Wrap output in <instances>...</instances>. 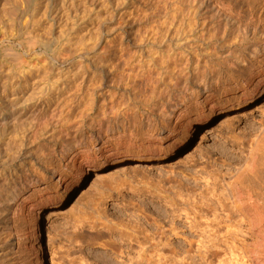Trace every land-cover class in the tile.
Wrapping results in <instances>:
<instances>
[{
  "label": "rangeland",
  "instance_id": "rangeland-1",
  "mask_svg": "<svg viewBox=\"0 0 264 264\" xmlns=\"http://www.w3.org/2000/svg\"><path fill=\"white\" fill-rule=\"evenodd\" d=\"M26 1L0 0V201L5 208L0 264H38L42 257L47 264H114L121 257L110 248L130 224L139 221L152 235L154 223L163 219L162 229H168L164 214L170 208L190 216L179 212L177 234L163 235L171 240L166 246L174 248L164 246L165 263L264 264V228L258 230L237 210L229 188L243 171L250 140L264 138V91L243 100L239 78L229 73L222 80L230 83L215 93L209 120L187 127L183 115L159 119L152 112L164 100V90L183 82L182 74L190 70L179 65L160 77L168 58L149 40L167 13L163 0ZM262 1L229 0L238 13L261 3V21ZM216 2L211 1L213 11ZM256 27L246 44L259 42L264 21ZM170 59V69L184 64ZM260 61L264 64V51ZM44 78L49 82L41 92L48 95L38 98L35 87ZM196 94L170 99L195 118ZM92 100L80 124L76 115ZM41 115L47 124L39 125ZM152 120L149 145L140 135L127 138ZM127 142L138 145L125 152ZM259 149L256 173L245 172L243 183L264 193V145ZM22 205L27 211L21 214ZM48 218L52 252L46 257ZM109 223L112 230L105 228Z\"/></svg>",
  "mask_w": 264,
  "mask_h": 264
},
{
  "label": "bare ground",
  "instance_id": "bare-ground-1",
  "mask_svg": "<svg viewBox=\"0 0 264 264\" xmlns=\"http://www.w3.org/2000/svg\"><path fill=\"white\" fill-rule=\"evenodd\" d=\"M29 1L30 0L26 1L27 4ZM163 1L165 4L164 6H167L166 7L167 13H163L165 15L163 16L159 32H156V33L153 32V34L151 33L152 31L150 32L152 34V36H151V39L149 41H150L151 45L156 44V45H158V47H160L159 52L161 53L163 51V53H161L162 58H168L167 60H164L165 62L163 61L164 64L165 63L168 64V62L172 61L170 59L172 56L174 57L173 62H175V61L176 62H182L183 61L184 64H181V63H179V64L176 63V65L173 64L171 69H170L171 65H169V64L164 65L163 64L162 69H161L162 73L160 74V77L162 78V77H165L167 75H172V73L175 72L174 69L176 67H179V65L182 66V68L186 67L187 69H190V70L186 75H184L185 73L182 74L184 76L182 78L183 82H181V80H178L179 82L177 81V84L175 83L176 85H174L175 86L174 88H171L172 87L171 86L170 88L168 87V88H166V90H164L167 94L165 96H163L165 98L163 101H161V105L158 108L156 107L157 110H154L156 112H152V113H155L154 115H158L159 119H160V116L164 118L166 116L173 117L174 115H176V116L183 115L182 116V117H184L183 122H186L183 125H187V127L190 124H192L193 122L200 123V122H205L206 120H209V118L212 116V112H214L216 109L215 103H214L215 93H216V91H218L220 89H224V87L230 83V80H226V81L222 80L225 78L226 74H229V73H233V74L237 75V77L239 78V79H236V82H237V86L240 90V93L243 96V100H245V101L252 100L257 95H259L262 91H264V64H260V62H261L260 56L262 55V52L264 51V35H263L264 33L262 32V35L259 33L261 35L259 42L252 43V44H249V43L246 44L244 42L245 39L249 38L248 37L249 31L251 32V30H252L254 32L255 29H258L256 26L258 24L261 26V22L264 21V20L261 21V16L258 15V11L260 9H262V7H263V6H261V3L258 4V7H253L250 5L249 7L251 9L248 7L249 8V10L247 9L249 11L248 13H246V11H247L246 9H245L244 13H240V12L238 13V11H236L235 7L233 6L234 4H231L229 2V0H219V1L217 0L218 5H216V6L217 7L219 6V7L217 8V10H215V8H214V11L212 9L213 5L211 4L212 0H190V1L186 2L187 7L185 8V10H184V6H185L184 2L186 0H179V1H175V2H169L168 0H163ZM215 2H216V0H215ZM181 5H183V6H181ZM238 10L240 11V9H238ZM235 12H237V13H235ZM28 17H30V16H28ZM150 24H152V23H150ZM162 25H164L163 28H162ZM24 26H26V25H24ZM149 28H151V27H149ZM156 50H158V49H156ZM165 52L167 53V55L165 54ZM153 55H155V54H153ZM153 55H152V58L154 60ZM164 55H165V57H164ZM40 56H41V54L39 52L38 53L36 52V56L34 58L37 59ZM157 60H159V59H157ZM170 64H172V63H170ZM186 68H184V69H186ZM181 69H180V71L178 69L180 74L182 71H184V70L181 71ZM185 71H187V70H185ZM45 78H44V83H43L44 85L43 84L38 85V86L36 85V87H35V90H36L35 93L38 95L37 96L38 98H40V97L43 98V96L48 95V93H46V92H41L44 90V86H47L48 82H49V81H46L47 79H49V77L46 80H45ZM137 79H139V78H137ZM164 79L165 78H163V80ZM181 83H183V84H181ZM169 84H171V83H169ZM170 90H172L171 93H170ZM188 91H190V94H193L194 92L197 93L196 97H194V99H193L196 103V111L194 114H196L197 116L195 118H193V116L191 118L188 115V113H185L184 107H182L181 104L176 102L177 100L182 98L184 93H186ZM150 94H151V92H150ZM171 96H173V97H171ZM170 98H176V101L174 100L175 103L170 104L171 102H174ZM92 103H93V100H92V102L89 101L86 105H83V107L81 106V110H82L81 114L79 113L80 115H78V114L76 115L79 118L78 117L76 118V116H75V118L77 119V121L80 124L86 122V118L90 114L88 112H89V110L91 111V104ZM151 111H153V110H151ZM43 115H41L42 118L37 119V121L38 122L44 121V123L47 124L46 121L44 120L47 118V116H43ZM50 115H53V113H51ZM77 121L75 120V122H77ZM94 121H95L94 122V124H95L97 120H94ZM40 122H39V125H40ZM152 123H153V120H152V122H146V124H147L146 128H143V130H141L140 132H138L139 130H136L137 133L129 132V134H126L128 136L127 138H129V139L131 138L130 140H134L136 138V140H137L138 136L140 135V137L138 139L143 140V142L145 144L149 145L150 142L146 137H147V134L149 132L153 131V129L151 128ZM198 123H194L195 126L198 125ZM90 125H92V124H90ZM126 133H127V131H126ZM231 138L235 139L234 136H232ZM247 141H248V139H247ZM249 143H250V149H249V154H248L249 157H247V159L241 165L242 168L244 167L242 169L243 171L241 173H239V175L237 174L238 176L235 178V180L233 182L232 181L229 182L230 183L229 188L231 191V196L234 199V202L238 205L237 210L242 212L243 215L248 216L252 220L251 222H252L253 226H255L258 230L259 229L261 230V228H264V193L257 192V190L255 191L253 186H250L249 184L248 185L244 184L243 180H244V176L247 175L246 174L247 172H249V171H250L249 173H251V171L254 172L255 167L258 166L257 165V162L259 160L258 159V149L260 148V146L264 145V138L256 139V140H250ZM239 144H243V146L245 145L244 142L239 143ZM137 145H138V143L136 144V143H132V142H129L128 144H123L124 151L127 152L129 150V148L137 147ZM102 151H104V149H102ZM125 152L123 153V155L125 154ZM230 162H232V161H230ZM238 167L240 169V166H238ZM254 173H256V172H254ZM247 176H246V178H247ZM252 179H253V177H252ZM14 185H16V182ZM1 187L3 189V186H1ZM12 187H14V186H12ZM15 188H16V186H15ZM169 202H171V199L169 200ZM2 203L0 201V218H1V214H2L1 212L4 208V206H2ZM12 203L16 204L15 201H13ZM173 204H175V203H173ZM171 207H172V204H171ZM169 210H170L169 214H164V215H167L166 217L170 221V224H169L167 221L168 219L166 220L167 223L169 224L167 226L168 229H162L163 228L162 223H164V221H162L163 219H160L161 223L159 221H156V223L153 222L154 223L153 226H154L155 230H153L152 233L150 232L152 235H149V233L147 235L146 234L147 232L145 233V231H146V229H144L145 225L142 224L144 226L142 228V225L140 226L141 223L140 224L138 223L139 221L137 220V216H136V220L138 221L137 222L138 225H136L137 223L136 224L132 223L133 225L130 224L129 230H131V232H129V230H128L127 232L124 233V234H126L125 236L122 234V232H120L121 235H123L120 238V240H118L115 243L112 241L114 246H111L113 244H110V246H111L110 250L112 251V253L116 254L117 257L118 256L121 257V258L118 257L120 259V261H118L119 259H117V260H115L114 264H163V263H165L164 259H166V257H164L165 255L163 254L162 251L163 250L168 251V250H165L164 246L170 245L169 242L171 240H169L168 237L171 236V238H172V236H173V238H174V236L177 234L175 231H178L177 229L180 227V226L177 227L178 216H180L179 212L184 211V210H182V211H179L177 213L176 212L177 210H175L173 208H172V210H171V208ZM19 211H21V214L24 211L26 212L27 210L25 209V205H22L21 209ZM185 212L186 211H184L183 213H185ZM142 214H143V212H142ZM186 214H187V217L190 216V214L188 215V211L186 212ZM18 215H20V213H18ZM25 215H26V213H25ZM162 215H161V217H159V215H158V217L162 218L164 216V215L163 216ZM183 215H185V214H183ZM144 216L146 217V215H143V217ZM158 217H155V218L158 219ZM146 219H148V218L146 217ZM181 219H182V217H181ZM188 219L186 218L185 220L189 221ZM191 219H193V218H191ZM146 221H149V219ZM110 224L111 223H109V225L108 224L105 225L106 227L104 225L103 226L107 229V228H109ZM147 225H149V224H147ZM167 227H165V228H167ZM149 228H150V225H149ZM109 229H111V227ZM261 231H263V230H261ZM141 232H143L142 236L140 235ZM166 232H169V235H167ZM160 234H161V236H159ZM164 234H166L168 236L167 238H165L167 241L163 238ZM262 234H263V232H262ZM43 237H44V240L46 241V246H47L46 257H49L51 255V252H52L51 251L52 222L50 221V218H48V220H47V223H46V226H45V229L43 232ZM162 238L166 241V243L164 242V240L163 241L161 240ZM0 239H2V237ZM4 241L5 240H3V243H4ZM0 242L2 243V240ZM171 246L170 247L166 246V248L169 249V248H171ZM259 246L260 245H258V247ZM262 246H264V245H262ZM172 248H171V250H172ZM172 252L173 251H171V253ZM165 254H167V253H165ZM173 254L175 255V251ZM170 258L171 257H169V261H170ZM173 260H174V258H173ZM37 261H38V264H47L46 260H44L43 257L41 259H38ZM112 261H114V260H112ZM176 261H175V263H176ZM171 262H172V260H171ZM167 263L168 264H172V263L174 264V262H172V263L167 262ZM167 263H165V264H167ZM178 263H179V261H178ZM183 263H184V261H183ZM108 264H109V262H108ZM179 264H181V262Z\"/></svg>",
  "mask_w": 264,
  "mask_h": 264
}]
</instances>
